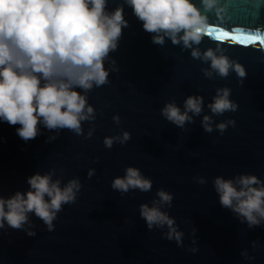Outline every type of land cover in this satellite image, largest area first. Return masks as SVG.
<instances>
[{"label":"water","instance_id":"1","mask_svg":"<svg viewBox=\"0 0 264 264\" xmlns=\"http://www.w3.org/2000/svg\"><path fill=\"white\" fill-rule=\"evenodd\" d=\"M192 2L210 25L209 35L193 47L201 52L219 47L245 68L246 76L233 71L224 79L205 77L202 69L209 64L194 59L191 49L171 40L153 43L154 34L143 29L125 0H108L109 12L123 6L128 26L105 64L110 68L115 61L110 83L89 94L96 119L83 123L85 135L68 129L57 134L40 126L41 134L25 141L17 135L19 124L0 120V196L27 192L30 176L52 170L62 183L79 178L83 185L76 202L58 214L53 231L34 214V236L28 235L27 225L18 230L5 224L0 264H264V223L250 228L241 222L221 206L213 187L217 176L251 174L264 180V44L243 39L264 36V0H217L211 11L201 0ZM223 87L231 89L238 109L214 120L234 119L236 125L223 135L207 133L202 117L211 115L207 105ZM191 95L204 98L203 112L194 122L181 128L161 115L172 101L183 110ZM117 114L119 125L112 119ZM93 127L92 137L86 138ZM124 131L130 140L105 147V137ZM52 136L57 138L49 140ZM128 166L152 180L150 192L122 194L112 188ZM89 170H94L90 178ZM201 176L207 183L197 182ZM161 188L174 194L171 208L164 210L183 232L182 245L164 238L167 228L149 230L140 216L139 206H151Z\"/></svg>","mask_w":264,"mask_h":264},{"label":"clouds","instance_id":"2","mask_svg":"<svg viewBox=\"0 0 264 264\" xmlns=\"http://www.w3.org/2000/svg\"><path fill=\"white\" fill-rule=\"evenodd\" d=\"M134 15L143 22V29L153 33V43L191 49L194 59L209 64L202 69L205 77L227 78L235 72L246 76L245 68L230 59L223 50L209 48L203 52L198 47L202 38L209 35L208 17L192 0H125ZM108 0H0V120L15 126L17 135L29 141L40 135V126L48 131L68 129L84 136V122L96 119V109L89 103L94 88L110 83L109 74L117 69L115 61L106 68L110 53L118 48L122 29L128 26L123 6L107 11ZM204 9L211 11L217 0H201ZM219 53V54H218ZM231 89L218 88L212 102L207 105L211 115H203L201 125L205 132L219 131L221 135L236 121L228 119L216 123L214 117L236 112L238 105L231 99ZM204 109L203 96L191 95L184 100L183 110L175 101L166 103L161 115L177 127L194 122ZM191 113V115H190ZM113 121L119 125L120 116ZM91 128L86 138H91ZM49 137V140L56 139ZM131 134L105 137L104 145L125 144ZM94 174L89 170L88 177ZM55 170L37 172L27 180L29 190L17 191L9 198L0 196V229L8 227L25 229L28 235L36 233L30 220L34 214L48 231L55 229L54 221L64 205L74 204L83 185L79 178L67 183L54 179ZM201 185L204 177H196ZM112 188L122 194L139 189L150 192L153 182L142 175L137 167L128 166L124 176L112 181ZM213 187L222 207L231 210L248 226L264 223V180L256 175L239 174L233 178L217 176ZM157 199L139 206L147 228L164 229V238L183 243L176 219L165 211L171 208L174 194L163 188L157 190ZM194 251V250H193Z\"/></svg>","mask_w":264,"mask_h":264},{"label":"snow or ice","instance_id":"3","mask_svg":"<svg viewBox=\"0 0 264 264\" xmlns=\"http://www.w3.org/2000/svg\"><path fill=\"white\" fill-rule=\"evenodd\" d=\"M214 32H215V29H213V34ZM243 39L254 40L257 44H264V36L254 37V36L248 35L246 37H243ZM221 42H226V41H221Z\"/></svg>","mask_w":264,"mask_h":264}]
</instances>
